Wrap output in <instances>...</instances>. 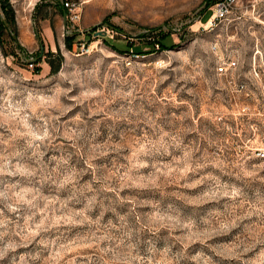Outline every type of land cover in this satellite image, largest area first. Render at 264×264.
I'll return each instance as SVG.
<instances>
[{
	"label": "clouds",
	"instance_id": "clouds-1",
	"mask_svg": "<svg viewBox=\"0 0 264 264\" xmlns=\"http://www.w3.org/2000/svg\"><path fill=\"white\" fill-rule=\"evenodd\" d=\"M9 2L0 264H264V0Z\"/></svg>",
	"mask_w": 264,
	"mask_h": 264
},
{
	"label": "rangeland",
	"instance_id": "rangeland-1",
	"mask_svg": "<svg viewBox=\"0 0 264 264\" xmlns=\"http://www.w3.org/2000/svg\"><path fill=\"white\" fill-rule=\"evenodd\" d=\"M209 8L215 2V0H207ZM17 4L20 7V10L23 11V0H17ZM63 10L65 12V8L63 7L62 0H41L39 4L36 5V13L44 18L54 17V20H50L52 26H55V16L58 18L63 15ZM91 15L99 14L98 8H90L87 10ZM0 49H4L5 55L8 56H16L17 52L13 47L14 42L18 37L21 36L20 25L18 21H21V16L17 11V8L13 7L9 0H0ZM208 15H211V12H208ZM58 21V19H57ZM105 23H108V19L105 18ZM71 31V29H66L62 24H57V29L55 30V36H53L51 32V27L49 26V20L46 21V26L42 27L39 32V42L42 46V50L47 53L51 49H59L61 44H65L66 47L72 48L75 47V41L80 39L78 34L68 35L67 33ZM49 36L52 38L53 46L48 43ZM68 36H75L73 40H67ZM24 39L29 40L30 37L27 33L24 34ZM167 39V36L161 34L158 37L154 38V42L160 43L161 47L164 46V41ZM19 47V45H16ZM22 50V49H21ZM43 60L38 56L36 60V69L39 70V65Z\"/></svg>",
	"mask_w": 264,
	"mask_h": 264
},
{
	"label": "crops",
	"instance_id": "crops-1",
	"mask_svg": "<svg viewBox=\"0 0 264 264\" xmlns=\"http://www.w3.org/2000/svg\"><path fill=\"white\" fill-rule=\"evenodd\" d=\"M63 12H64V10H63ZM55 19H56L55 21H57V19H58V21L60 20L57 15L55 16ZM57 24L59 26V23L55 22V26L53 27L51 22H50V20H49V26L51 27V32H52L53 36H55V30L57 29ZM48 41H49L48 43L52 47L53 46V42H52V38L50 36H49V40Z\"/></svg>",
	"mask_w": 264,
	"mask_h": 264
},
{
	"label": "built area",
	"instance_id": "built-area-1",
	"mask_svg": "<svg viewBox=\"0 0 264 264\" xmlns=\"http://www.w3.org/2000/svg\"><path fill=\"white\" fill-rule=\"evenodd\" d=\"M63 7L65 8V11L68 10L66 0H62Z\"/></svg>",
	"mask_w": 264,
	"mask_h": 264
},
{
	"label": "trees",
	"instance_id": "trees-1",
	"mask_svg": "<svg viewBox=\"0 0 264 264\" xmlns=\"http://www.w3.org/2000/svg\"><path fill=\"white\" fill-rule=\"evenodd\" d=\"M75 38V36H68L66 39L69 41L73 40Z\"/></svg>",
	"mask_w": 264,
	"mask_h": 264
}]
</instances>
